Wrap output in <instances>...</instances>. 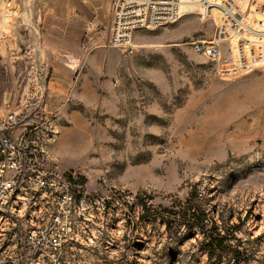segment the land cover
Instances as JSON below:
<instances>
[{"label":"rangeland","instance_id":"374dc122","mask_svg":"<svg viewBox=\"0 0 264 264\" xmlns=\"http://www.w3.org/2000/svg\"><path fill=\"white\" fill-rule=\"evenodd\" d=\"M15 6L0 45V120L42 97L7 135L68 177L76 202L58 223L44 193L28 194L32 245L2 219L0 264H264V62L219 73L196 50L216 8L137 29L125 50L85 44L107 24L68 26L84 44L68 59L42 56L40 36L55 27L40 0ZM223 53L232 61L227 43ZM187 198L205 228L182 217ZM210 239L220 245L208 252Z\"/></svg>","mask_w":264,"mask_h":264},{"label":"built area","instance_id":"2783aa9c","mask_svg":"<svg viewBox=\"0 0 264 264\" xmlns=\"http://www.w3.org/2000/svg\"><path fill=\"white\" fill-rule=\"evenodd\" d=\"M109 1L111 19L104 29V40L108 45L124 50L131 46L129 41L135 30L156 28L180 18L181 0ZM216 10L217 16L211 37L203 43H198L196 50L201 51L219 73L242 72L263 63L264 0H218ZM15 17V0H0V45L5 43ZM224 43L229 45L232 57L230 62L225 61L223 57ZM27 106L25 104L0 120V153L3 166V176H0V222L3 219L12 227L18 223L25 241L32 245L33 212L31 205H27L28 194L37 191L44 193L52 204V217L58 223L62 218L68 217V213L75 206L76 196L68 177L40 166L36 155L33 159L27 158L20 144L13 142L6 132L2 133L9 121V126H12L18 119L34 115L45 105L42 97H39L34 107L31 106L28 110ZM50 241L52 246L59 245L56 236Z\"/></svg>","mask_w":264,"mask_h":264},{"label":"crops","instance_id":"0c3cea01","mask_svg":"<svg viewBox=\"0 0 264 264\" xmlns=\"http://www.w3.org/2000/svg\"><path fill=\"white\" fill-rule=\"evenodd\" d=\"M42 8V19L49 26L55 27L42 32L40 36V50L48 57L74 58L79 55L84 45L82 34L71 32L67 27L87 25L94 28V25L101 23L108 26L110 23V1L105 4L96 1L84 0H40ZM106 9L105 18L101 16V9ZM85 44L94 45L100 39L104 40L105 35L86 34ZM73 61V59L71 60Z\"/></svg>","mask_w":264,"mask_h":264},{"label":"trees","instance_id":"16d2710c","mask_svg":"<svg viewBox=\"0 0 264 264\" xmlns=\"http://www.w3.org/2000/svg\"><path fill=\"white\" fill-rule=\"evenodd\" d=\"M12 126L7 127V129L5 130L6 134L8 133V129H12ZM25 154H28V150L24 151ZM37 156V155H36ZM37 158L40 161L39 156H37ZM185 205L183 206V210H182V217L184 219H187L189 222H191L192 226H199L201 228H205L206 225L204 224V220L203 219H199L198 220V214L196 213L197 210H195L194 206L192 205L190 198H187L185 203ZM220 245V242H212V239H210L209 241L206 242L205 244V249L210 252V251H214L216 248H218Z\"/></svg>","mask_w":264,"mask_h":264},{"label":"bare ground","instance_id":"6f19581e","mask_svg":"<svg viewBox=\"0 0 264 264\" xmlns=\"http://www.w3.org/2000/svg\"><path fill=\"white\" fill-rule=\"evenodd\" d=\"M218 0H181L180 1V16L188 13L189 11H191L193 8L198 7V5H200V9L202 12H204V14L206 15V8L207 7H215L216 8V3ZM206 5V6H205ZM210 9L207 10L210 11ZM131 40L129 41V44L131 45ZM235 50V48H234Z\"/></svg>","mask_w":264,"mask_h":264}]
</instances>
